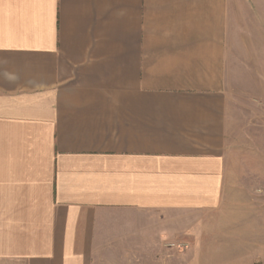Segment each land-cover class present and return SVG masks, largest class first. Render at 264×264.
<instances>
[{
  "label": "crops",
  "instance_id": "1",
  "mask_svg": "<svg viewBox=\"0 0 264 264\" xmlns=\"http://www.w3.org/2000/svg\"><path fill=\"white\" fill-rule=\"evenodd\" d=\"M235 99L264 101V0H0V264H169Z\"/></svg>",
  "mask_w": 264,
  "mask_h": 264
},
{
  "label": "rangeland",
  "instance_id": "2",
  "mask_svg": "<svg viewBox=\"0 0 264 264\" xmlns=\"http://www.w3.org/2000/svg\"><path fill=\"white\" fill-rule=\"evenodd\" d=\"M228 184L209 213L175 212L169 264H264V101L230 100Z\"/></svg>",
  "mask_w": 264,
  "mask_h": 264
}]
</instances>
